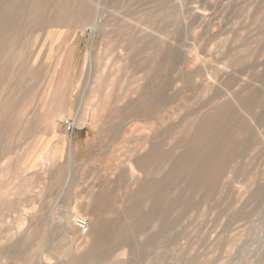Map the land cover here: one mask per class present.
<instances>
[{
	"label": "rangeland",
	"instance_id": "1",
	"mask_svg": "<svg viewBox=\"0 0 264 264\" xmlns=\"http://www.w3.org/2000/svg\"><path fill=\"white\" fill-rule=\"evenodd\" d=\"M70 4L8 42L0 264H264V0Z\"/></svg>",
	"mask_w": 264,
	"mask_h": 264
},
{
	"label": "bare ground",
	"instance_id": "2",
	"mask_svg": "<svg viewBox=\"0 0 264 264\" xmlns=\"http://www.w3.org/2000/svg\"><path fill=\"white\" fill-rule=\"evenodd\" d=\"M71 1L72 0H0V56H1L0 77H1V79L4 76H6L7 74H11L15 70V65H14L13 61L8 59V56H10L9 54L11 52H14L13 50L10 51V48L8 45L9 39L12 37L14 38V40L17 37L19 39L21 38L22 29L24 28V26H29V23L31 22V19L33 17L32 14H33L34 10H45L48 13L50 12V16H47L48 20H50V21H62L64 19L65 15H67V13H70V14L73 13V15L77 18V20L79 19L80 14L83 15V17L88 19V20L91 19L90 18L91 14L89 12L84 11L82 7L80 9L79 7L81 5L79 6V4L78 5L70 4ZM50 6H52L53 9H50V11H48ZM84 12H86V13H84ZM41 18H42V16H41ZM31 31H32V28H31ZM42 33H44V32H42ZM44 45H42V46H44ZM32 70H31V72H32ZM121 234H123V233H121ZM114 240H116V239H114ZM125 242H126V240L124 241V243ZM118 244H120V243H118ZM111 245H114V244H111ZM116 249H117V246H116ZM103 250L105 251V249H103ZM102 252L97 251L96 248H91V249L85 251V253L81 255L80 260L83 263L84 262L85 263H96V262L98 263V261L100 259L107 258L110 255V254L107 255L105 253L106 251L104 252V254ZM45 261H46V259H45Z\"/></svg>",
	"mask_w": 264,
	"mask_h": 264
},
{
	"label": "built area",
	"instance_id": "3",
	"mask_svg": "<svg viewBox=\"0 0 264 264\" xmlns=\"http://www.w3.org/2000/svg\"><path fill=\"white\" fill-rule=\"evenodd\" d=\"M74 225L78 230L82 233L85 234L88 232V222L85 218L83 217H76L74 220Z\"/></svg>",
	"mask_w": 264,
	"mask_h": 264
}]
</instances>
